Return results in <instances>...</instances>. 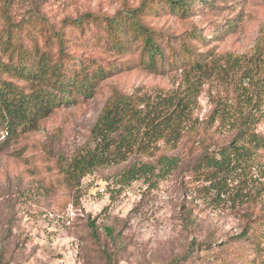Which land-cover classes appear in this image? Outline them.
Returning <instances> with one entry per match:
<instances>
[{
  "label": "rangeland",
  "instance_id": "374dc122",
  "mask_svg": "<svg viewBox=\"0 0 264 264\" xmlns=\"http://www.w3.org/2000/svg\"><path fill=\"white\" fill-rule=\"evenodd\" d=\"M185 1L184 16L167 0H0V61L12 69L2 81L30 94L14 69L36 72L43 54L68 80L101 79L92 95L66 97L41 81L62 104L9 136L0 121V264H264V148L221 196L198 173L205 153L264 136V0ZM139 9L157 33L156 69L142 38L105 21L131 24ZM121 95L132 101L115 113L131 126L127 160L69 187L63 172L95 147L93 129ZM162 155L179 161L171 174L120 184Z\"/></svg>",
  "mask_w": 264,
  "mask_h": 264
},
{
  "label": "trees",
  "instance_id": "16d2710c",
  "mask_svg": "<svg viewBox=\"0 0 264 264\" xmlns=\"http://www.w3.org/2000/svg\"><path fill=\"white\" fill-rule=\"evenodd\" d=\"M172 10L178 15H187L190 11V3L185 0H167ZM146 4H144L145 6ZM141 9L135 10L127 18L131 24L121 23L116 20L105 19L107 28L110 31L121 33L126 36L131 31L136 37L142 38L145 52L150 57L152 69H156V57L162 54L160 46L156 43L157 33L144 26L139 18ZM92 16L87 15L85 19ZM84 19L78 24H83ZM119 38H117L118 40ZM123 43L118 40L117 46L120 48ZM188 50H184L187 53ZM23 56L28 55V51L21 50ZM63 55V54H62ZM39 69L34 72L29 66H19L14 69L17 77L33 81L34 88L30 94H24L18 91V88L10 82H4L0 79V121L7 126L6 135H10V130H16V126L25 128L37 124L38 120L45 117L51 107H58L64 99L47 91H42L35 87L41 81L48 82L53 87V92L63 94L69 93H90L92 95L95 86L101 81L95 76L76 83L68 80L67 76L71 71L69 67L64 66L63 62H53L48 54H43L40 58ZM200 67V64H197ZM12 69L8 65H2L0 61V71L10 72ZM101 75V74H100ZM246 79L251 82V77L247 75ZM38 81V82H37ZM39 87V86H38ZM66 97V96H65ZM132 101L127 96H115L108 101L104 108L103 114L99 117L94 129L96 145L86 154H81L75 158L72 164L65 169L64 178L69 187H78L87 175L98 168L117 166L127 160L129 155V128L126 124L121 123V119L115 117V113L129 110ZM233 141L230 145L221 148L218 152H209L202 155L198 173L201 175L199 180L210 183L212 190L217 191L221 196L228 189V182L238 172L239 168L250 167L253 160V147L264 148V136L254 134L248 144H240ZM249 145L250 147H248ZM153 163L137 162L129 166L122 174L120 184L128 185L129 183L144 180L145 182L154 177L164 175L165 177L175 171L179 166V161L174 157L162 155L157 162ZM160 173V174H157Z\"/></svg>",
  "mask_w": 264,
  "mask_h": 264
}]
</instances>
